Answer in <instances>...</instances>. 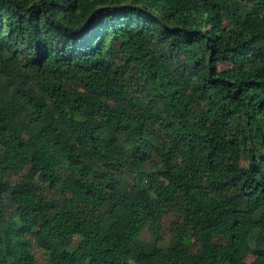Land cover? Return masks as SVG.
Masks as SVG:
<instances>
[{
	"label": "trees",
	"instance_id": "16d2710c",
	"mask_svg": "<svg viewBox=\"0 0 264 264\" xmlns=\"http://www.w3.org/2000/svg\"><path fill=\"white\" fill-rule=\"evenodd\" d=\"M261 149L264 0H0V264H264Z\"/></svg>",
	"mask_w": 264,
	"mask_h": 264
},
{
	"label": "rangeland",
	"instance_id": "374dc122",
	"mask_svg": "<svg viewBox=\"0 0 264 264\" xmlns=\"http://www.w3.org/2000/svg\"><path fill=\"white\" fill-rule=\"evenodd\" d=\"M223 69H226V65L225 64H218L217 65V70L220 71V70H223ZM261 153L264 154V149H261L260 150ZM257 155V154H255ZM20 175L21 173H18V174H10L8 176V179L11 183L17 181L19 178H20ZM28 179H32L34 176L31 174V173H25L24 174ZM196 179H200L199 177H195ZM149 182H154V183H161V179L159 177H157L156 175H153L152 173L148 176V178L144 179L142 181V184L144 185H148ZM246 209L249 210L250 212L252 211V208L249 204L246 205ZM199 215H205L202 211L200 213H198ZM141 238L143 240H147L146 238V233L145 232H142L141 234ZM168 240H169V232L168 231H162L161 233V236H160V239L159 241L162 242V245H167L168 244ZM172 242L173 244L177 247L179 244H180V240L179 239H176V238H172ZM33 253H34V259L36 261V264H48L47 261L45 260V255L38 249H34L33 250ZM106 258H109V259H115V257L110 254V253H106L105 254ZM253 256L248 254L245 258V260L247 262H250L252 260Z\"/></svg>",
	"mask_w": 264,
	"mask_h": 264
}]
</instances>
